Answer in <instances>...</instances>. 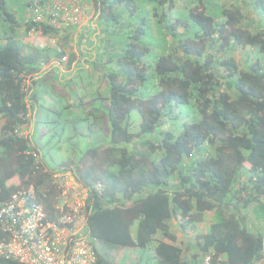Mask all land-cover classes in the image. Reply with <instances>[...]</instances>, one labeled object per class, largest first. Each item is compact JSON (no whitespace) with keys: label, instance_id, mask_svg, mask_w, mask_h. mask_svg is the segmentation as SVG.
I'll return each mask as SVG.
<instances>
[{"label":"trees","instance_id":"16d2710c","mask_svg":"<svg viewBox=\"0 0 264 264\" xmlns=\"http://www.w3.org/2000/svg\"><path fill=\"white\" fill-rule=\"evenodd\" d=\"M9 1L0 205L33 185L52 216L50 174L69 170L89 190L91 264H264V0H91L84 31L98 21L103 38L67 56L70 75L41 69L65 55L73 27L48 14L25 23L31 1ZM30 30L56 46L23 41ZM47 75L70 90L54 92ZM55 148L77 164L51 170L42 155Z\"/></svg>","mask_w":264,"mask_h":264},{"label":"built area","instance_id":"2783aa9c","mask_svg":"<svg viewBox=\"0 0 264 264\" xmlns=\"http://www.w3.org/2000/svg\"><path fill=\"white\" fill-rule=\"evenodd\" d=\"M30 1L28 11L31 15L27 21L40 22L48 14L51 24L59 28L83 26L89 18L85 6L92 3L91 0ZM92 13L95 18L94 9ZM27 35L33 46L43 48L47 45V38L40 32L30 30ZM66 61L65 54L58 61L42 65L41 70L46 71L56 64L63 71L61 65ZM50 175L57 200L52 206V216L38 200L39 193L33 185L16 190L0 205V228L4 234L0 240V257L22 264H91L94 261L93 240L86 230L89 190L72 171L58 170ZM209 260L206 257L204 264H209Z\"/></svg>","mask_w":264,"mask_h":264},{"label":"rangeland","instance_id":"374dc122","mask_svg":"<svg viewBox=\"0 0 264 264\" xmlns=\"http://www.w3.org/2000/svg\"><path fill=\"white\" fill-rule=\"evenodd\" d=\"M9 3L10 4H14L13 3V0H10ZM221 3H223V1H221ZM11 6H13V5H11ZM28 6L29 5L26 6L25 13H24V21H25V23L27 22V19L29 18L28 15H31L29 13V11H28ZM85 7L89 11V15H88L89 18L86 21V23L83 24V26H81L80 28L79 27H74L71 30V32H70V37L68 38V40H66V41L64 39H61L60 40L61 44H66L67 45V48L65 49V54L68 56L70 53H73L75 55V58L77 57V59H78V57H80L79 51L81 49H83V47H84V46H82V44H87L88 46H91V45L94 46L96 44L97 46H99L100 45V42L102 41V38H103V36L101 34L102 32L101 33L100 32H97V26H98V28L102 29V27H101L100 23H98V21L94 25V27H89L86 31H84L85 28H86V25H88L89 23H91L92 20L95 19V18L92 17V14H93L92 13L93 12L92 3H91V5L89 4V5H86ZM20 31H23V30L21 29V30H19V32ZM94 32H95V34H94ZM81 34H83V37H82ZM23 41L28 42V43H31V37L28 36V35H26L25 38L23 39ZM46 41H47V44L48 45H54V44H56L55 43V39H49V38H47ZM243 53H245V52L244 51L241 52L238 49V50H235L234 55L237 56V57H239ZM61 68L63 70L62 73L66 72V71L67 72L70 71V70H66L63 65H61ZM50 76L47 75V77H45V79L49 83V85L52 86V89L54 90V92L56 91L58 93H63L64 92L63 91L64 86L66 87L65 88L66 90H70L69 89L70 86H66L64 83H62V84L55 83V82H53V79ZM41 112L42 111L39 108L38 109V115H37L38 118L40 117V114H42ZM44 116L48 120L53 119V114L52 113H48L47 111L45 112ZM1 124H2V121H0V125ZM81 128H82V130H84V129L87 130L86 128H83L82 126H81ZM25 133L27 134V133H29V131L26 130ZM45 152H47V149L46 148H45ZM53 152H55L56 155H48V154L42 155L44 163L51 170L58 169L63 163H70L72 165H76L77 164V161L79 160V159H77V156H75V155H67L65 152H59L57 150V148H55V151H53ZM131 230H132V233H135V231H136V223L132 226ZM260 230L261 231H264V227H262ZM133 256H131V257H133ZM131 257L130 258L128 257L126 260L123 261V263L125 264V262H127V261H128L127 263H129V262L131 263L132 262V260H131L132 258ZM254 264H257V263H254Z\"/></svg>","mask_w":264,"mask_h":264},{"label":"crops","instance_id":"0c3cea01","mask_svg":"<svg viewBox=\"0 0 264 264\" xmlns=\"http://www.w3.org/2000/svg\"><path fill=\"white\" fill-rule=\"evenodd\" d=\"M72 65L73 66H71L70 69H69L70 71L69 72L66 71L63 74H66V75L68 74L69 75V74L76 73L77 72V70H76L77 61H76V63H73ZM181 236H183V235H181ZM184 241H187V238H184Z\"/></svg>","mask_w":264,"mask_h":264}]
</instances>
